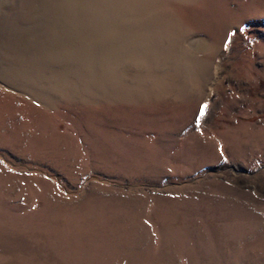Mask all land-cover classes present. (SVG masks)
Returning a JSON list of instances; mask_svg holds the SVG:
<instances>
[{"label":"rangeland","instance_id":"rangeland-1","mask_svg":"<svg viewBox=\"0 0 264 264\" xmlns=\"http://www.w3.org/2000/svg\"><path fill=\"white\" fill-rule=\"evenodd\" d=\"M0 264H264V0H0Z\"/></svg>","mask_w":264,"mask_h":264},{"label":"snow or ice","instance_id":"snow-or-ice-1","mask_svg":"<svg viewBox=\"0 0 264 264\" xmlns=\"http://www.w3.org/2000/svg\"><path fill=\"white\" fill-rule=\"evenodd\" d=\"M201 115H203V109H201Z\"/></svg>","mask_w":264,"mask_h":264}]
</instances>
